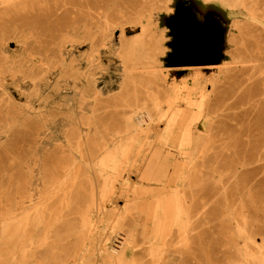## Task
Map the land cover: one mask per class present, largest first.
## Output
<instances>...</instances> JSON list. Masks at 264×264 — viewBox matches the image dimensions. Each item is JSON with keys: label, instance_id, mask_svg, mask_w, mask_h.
<instances>
[{"label": "rangeland", "instance_id": "1", "mask_svg": "<svg viewBox=\"0 0 264 264\" xmlns=\"http://www.w3.org/2000/svg\"><path fill=\"white\" fill-rule=\"evenodd\" d=\"M0 201V264H264V0H0Z\"/></svg>", "mask_w": 264, "mask_h": 264}, {"label": "bare ground", "instance_id": "2", "mask_svg": "<svg viewBox=\"0 0 264 264\" xmlns=\"http://www.w3.org/2000/svg\"><path fill=\"white\" fill-rule=\"evenodd\" d=\"M233 2V1H232ZM231 3V2H230ZM235 4V3H234ZM233 7V6H232ZM234 9V8H233ZM141 34V33H140ZM131 41V40H130ZM56 42V41H55ZM127 43V42H126ZM129 45V43H128ZM135 45V43L133 44ZM132 46V45H131ZM129 47V46H128ZM127 47V48H128ZM134 48V46H133ZM131 47V49H133ZM129 49V48H128ZM142 50V49H141ZM128 51V50H126ZM147 51V50H146ZM138 54V53H137ZM145 55V54H144ZM138 56V55H137ZM128 58V56H126ZM142 58V57H141ZM150 58V57H149ZM15 60V59H14ZM128 61V60H127ZM148 61V60H147ZM126 62V61H125ZM151 62V61H150ZM127 63V62H126ZM34 65V64H33ZM54 68V67H53ZM32 69V68H31ZM130 70V68H129ZM128 70V71H129ZM133 71V70H131ZM75 73V72H74ZM131 75V74H130ZM67 78V77H66ZM32 91V90H31ZM27 95V94H26ZM67 98V97H66ZM174 99V98H173ZM2 104V103H1ZM192 103L190 102V105ZM53 107V106H52ZM190 107V106H189ZM37 112V111H36ZM135 112V111H134ZM167 112V111H166ZM42 113V112H41ZM69 113V112H68ZM174 113V112H173ZM190 114H191V109L189 108H185V109H180L178 111H176V113L173 115L172 120L169 122L168 120V130H166L167 134H168V140L171 142V146H173L174 144H176L178 141L180 140H184L185 142H192V137L194 136L193 134V127L191 125V118H190ZM39 115V114H38ZM170 116V115H169ZM74 117V116H73ZM147 117H149V115L147 114H140L138 113V115L135 114L134 117H132L130 119V122L133 123V121H135L136 126L139 127H144L143 125L145 124V122H147ZM69 118V117H68ZM150 118V117H149ZM167 121V120H166ZM167 124V123H166ZM177 124V126L174 127V129L172 130L171 128L173 127V125ZM137 128V127H136ZM149 128V127H148ZM134 129V128H133ZM150 129V128H149ZM196 129V128H195ZM147 130V128H146ZM197 130V129H196ZM159 131V130H158ZM161 131V130H160ZM163 131V129H162ZM197 132V131H196ZM158 133V132H157ZM137 134V132H136ZM165 134V133H164ZM200 134V133H199ZM166 135V134H165ZM164 135V136H165ZM193 135V136H192ZM137 136V135H136ZM158 136V134H157ZM197 136V135H196ZM158 138V137H157ZM164 138V137H163ZM160 140V139H159ZM149 142V141H148ZM146 143V142H145ZM153 143V142H152ZM154 145V143H153ZM148 146V144L146 145ZM164 146V145H163ZM139 147V146H138ZM142 145H140V149H141ZM156 147V146H155ZM146 148V147H145ZM164 148V147H163ZM137 149V147H136ZM144 149V148H143ZM146 150V149H145ZM138 151V149H137ZM140 151V150H139ZM148 151V168H147V173L145 174L146 177H150L151 175L158 181L163 182V187L158 190L157 192V197L152 201L149 200H143L142 202L145 205H149L148 207V211L150 216H153L155 214L156 211L160 210L162 212V216L160 219V228H161V232L162 235L165 234L167 228L172 225L177 219H179L180 217V208H179V202L176 198V194L174 195V183L175 180L180 176V174L183 172L182 166H181V162H178L177 160H175L173 157L169 156L168 154L165 153V151L162 149V145L160 148H155L153 150L149 149L146 150ZM167 152H170V150H168ZM123 153V152H122ZM130 153V152H129ZM135 153V152H134ZM139 153V152H138ZM142 153V152H141ZM74 154V153H73ZM80 154V153H79ZM174 154V153H173ZM75 155V154H74ZM79 156V155H78ZM124 156V155H123ZM136 156V154H135ZM77 157V156H75ZM122 158V157H121ZM79 159V158H78ZM76 161V160H75ZM78 161V160H77ZM82 161V160H81ZM123 161V160H122ZM18 162V160H17ZM20 162V161H19ZM121 162V161H120ZM81 163V162H80ZM85 163V162H84ZM83 165V164H82ZM172 165L174 168V175L173 177L169 178L166 175V171L168 169V167ZM77 166V165H76ZM120 166V165H119ZM85 168V167H84ZM86 169V168H85ZM79 170V169H78ZM117 170V169H116ZM157 170L158 174L154 175L153 171ZM151 172V174H150ZM169 173V172H168ZM91 174V173H90ZM169 175V174H168ZM72 176V175H71ZM58 183V182H57ZM176 190V189H175ZM104 192V191H103ZM155 192V191H154ZM176 193V192H175ZM13 197V196H12ZM11 201V200H10ZM1 202V201H0ZM21 206V205H20ZM134 206V205H133ZM138 206V205H136ZM132 208V206H131ZM135 208V207H134ZM139 208V207H138ZM159 211V212H160ZM157 213V212H156ZM160 216V215H159ZM6 219V218H5ZM155 222V221H154ZM179 223V222H178ZM155 227V225H154ZM154 230V229H153ZM156 230V229H155ZM160 232V233H161ZM152 234V233H151ZM156 235V234H155ZM161 235V237H162ZM63 236V235H62ZM156 237V236H155ZM163 238V237H162ZM153 240V239H152ZM154 241V240H153ZM161 241V240H160ZM163 243V241H162ZM157 244V243H156ZM164 245V244H163ZM159 247V246H158ZM154 249V248H153ZM160 249V247H159ZM157 250H155L156 252ZM154 252V254H155ZM83 253V252H82ZM158 253V252H157ZM84 256V255H83ZM160 262V261H159Z\"/></svg>", "mask_w": 264, "mask_h": 264}]
</instances>
